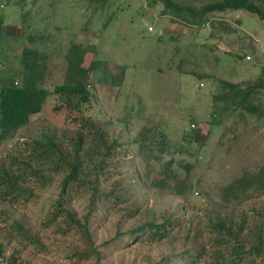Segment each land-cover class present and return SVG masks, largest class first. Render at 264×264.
I'll return each mask as SVG.
<instances>
[{"label":"rangeland","instance_id":"rangeland-1","mask_svg":"<svg viewBox=\"0 0 264 264\" xmlns=\"http://www.w3.org/2000/svg\"><path fill=\"white\" fill-rule=\"evenodd\" d=\"M173 1L198 9L213 0ZM163 8V2L155 0H0V21L8 42L0 77L8 78L19 68L25 46L46 49L51 56L46 87L53 91L63 80L64 56L71 42L95 50L97 59L127 67L120 87L100 81L102 73L95 76L91 89L94 98L83 115L56 110L52 97L30 126L1 148L6 158L25 141L42 138L52 129H76L81 116L109 143L120 146L106 176L98 181L100 173L89 171L87 183L66 206L82 218L95 199L89 226L100 257L79 262L75 253L86 251L79 236L64 237L53 228L43 229L59 199L61 179L35 189L33 198L23 196L0 203V231L19 221L41 236L43 253L23 252L31 264H159L162 260L180 264L183 255L196 250L191 236L195 233L206 254L201 264H216L208 224L229 212L220 201V188L244 171L254 172L264 166V133L253 130L258 125L255 118L245 113L240 117L239 111L224 115L211 126L213 98L219 94V80L246 84L260 75L264 67V22L244 11H227L210 15L209 24L200 29L171 22L168 13L162 14ZM38 34L47 35L49 42L31 45L26 37ZM92 59L89 54L86 66ZM204 74L211 78H198ZM151 127L167 150L168 155L162 156L164 162L173 156L177 162L194 165V190L186 199L140 181L146 171L158 169L148 157L151 152L140 151L137 142L138 135ZM90 146L87 154L93 168L98 157ZM111 190L123 195L125 202L120 207L103 199L96 202L99 193L109 194ZM251 206L246 204L244 210L253 216ZM171 216L183 222L172 239L151 243L134 237L133 231L144 223L160 224ZM190 228L194 232L189 235ZM2 236L0 232V243H7ZM5 245L7 256L18 248ZM240 264L264 262L245 259Z\"/></svg>","mask_w":264,"mask_h":264},{"label":"trees","instance_id":"trees-1","mask_svg":"<svg viewBox=\"0 0 264 264\" xmlns=\"http://www.w3.org/2000/svg\"><path fill=\"white\" fill-rule=\"evenodd\" d=\"M155 2H163L162 14L168 13L167 15L172 17L171 22L182 23L186 27L204 28L210 22V15L227 11H244L264 22V0H213L198 9L182 6L173 0ZM27 14L28 12L24 15ZM26 39L31 45H44L50 40L45 34L29 35ZM7 44L1 20L0 65ZM89 54L93 55V59L90 65L86 66ZM64 60L66 68L63 80L53 91L46 87L51 63V56L46 49L42 51L25 46L19 58V68L12 71L8 78L0 77V203L23 196L33 198L36 196L35 189L53 185L57 179H61L59 199L44 221L43 229L53 228L55 233L64 237L79 236L86 246V251L75 253V256L77 261L82 262L92 257H100L89 226L95 199L89 206L88 214L82 218H78L77 214L66 206L87 183L89 171L100 173L98 181L106 176V169L111 168L112 159L117 156L115 150L120 147L119 144L109 143L103 133L81 116L76 129L72 131L59 132L52 129L44 133L42 138L25 141L23 147H19V150L16 149L14 154L6 158L1 153L2 146L13 142L17 134L30 126L32 119L43 112L50 98H55L56 110L65 109L83 115L85 107L94 98L91 89L95 76L102 73L100 81L120 87L127 71L126 66H113L108 61L97 59L95 50L91 51L75 42L70 43ZM198 78L210 79L211 76L204 74L198 75ZM218 86L220 91L213 98L212 119L209 124L217 125L224 115L239 111L240 117L245 113L255 118L258 125L254 126L253 130L264 133V67L253 83L234 84L219 80ZM137 142L140 151L151 152L148 157L158 166L153 172L146 171L140 181L144 180L151 183L153 188L169 191L179 198L186 199L194 190L191 180L194 165L185 161L177 162L173 156L164 162L162 156L168 155L167 150L153 127L141 132ZM90 145L98 157L93 168L87 154ZM153 174L155 176L151 177ZM117 192H98L96 202L103 199L120 207L125 199ZM219 193L220 201L229 208V212L225 217L217 215L208 224V234L213 237L216 247L215 263L240 264L245 259L264 262V203H260L264 200V166L254 172L244 171L240 177L221 187ZM246 204L253 205L250 211L254 217L244 210ZM131 212L129 211L130 214ZM182 224L183 222L175 216L166 217L160 224L144 223L134 230L133 234L137 239L142 237L151 243L164 242L179 233ZM0 232L7 240V243H0L2 264H31L23 255L24 251L32 250L36 255L45 251L41 236L19 221L7 224ZM192 232L194 230L190 228L189 235ZM191 236L196 250L194 253L183 255L179 260L180 264H201L205 261L204 248L197 242L198 233ZM5 244H15L18 248H14L7 256ZM168 263L167 260H162L159 264Z\"/></svg>","mask_w":264,"mask_h":264},{"label":"built area","instance_id":"built-area-1","mask_svg":"<svg viewBox=\"0 0 264 264\" xmlns=\"http://www.w3.org/2000/svg\"><path fill=\"white\" fill-rule=\"evenodd\" d=\"M150 31H152V29H151ZM246 60H247V61H250V60H251V57H250V56H247V57H246ZM193 127H194V126H193ZM262 127L264 128V121H263V123H262Z\"/></svg>","mask_w":264,"mask_h":264}]
</instances>
